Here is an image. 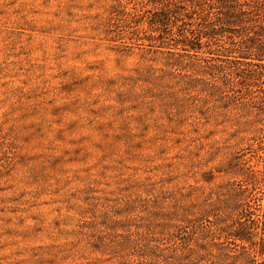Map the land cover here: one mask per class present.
<instances>
[{
	"label": "rangeland",
	"instance_id": "rangeland-1",
	"mask_svg": "<svg viewBox=\"0 0 264 264\" xmlns=\"http://www.w3.org/2000/svg\"><path fill=\"white\" fill-rule=\"evenodd\" d=\"M111 3L0 0V264H264L214 226L218 186L236 179L217 172L230 153L243 151L264 173V147L255 148L264 143V87L236 90L217 127L214 81L191 92L183 119L169 120L155 97L135 102L138 86L110 83L137 50L127 56L106 40L98 23ZM230 123L240 124L236 136ZM114 221L143 228L126 230L135 246L92 252ZM173 222L185 243L168 239L170 228H144Z\"/></svg>",
	"mask_w": 264,
	"mask_h": 264
},
{
	"label": "trees",
	"instance_id": "trees-1",
	"mask_svg": "<svg viewBox=\"0 0 264 264\" xmlns=\"http://www.w3.org/2000/svg\"><path fill=\"white\" fill-rule=\"evenodd\" d=\"M135 1L150 8L146 16L145 9L132 7ZM130 4L132 8L128 7ZM105 12L98 25L103 27L106 40L127 56L137 49L132 68L110 83L119 79L120 84L138 86L133 100L157 98L156 104L164 108L169 120L183 119L196 101L191 92H205L209 81H214L216 127L229 119L228 110L236 90L264 87V0H112ZM116 27L120 32L109 35ZM130 96L122 99L127 101ZM123 100L120 102L124 103ZM257 122L246 124L251 127ZM230 124L236 136L240 124ZM261 139H255L259 142L255 148L264 147ZM217 151L218 156L226 154L223 147ZM245 157L243 151L233 150L222 170L217 171L236 179L218 186L225 193L221 194L224 199L214 205V226L221 238L227 237L264 261V194L255 193L256 188L264 187V173L249 163L250 157ZM256 202H261L258 211ZM177 213H171L170 218H181ZM113 226L114 233L90 245L92 252L104 256L111 251H128L135 246L136 235L142 234V227L129 221H114ZM131 226L138 228L136 235L126 232ZM144 228L164 233L169 230L165 228H170L168 239L187 241L178 235L175 222L153 223ZM218 244H212L214 249H218ZM245 256L241 259L249 258ZM231 260L236 263L239 258ZM96 261H101V256Z\"/></svg>",
	"mask_w": 264,
	"mask_h": 264
}]
</instances>
